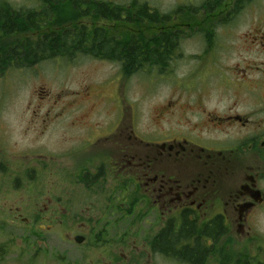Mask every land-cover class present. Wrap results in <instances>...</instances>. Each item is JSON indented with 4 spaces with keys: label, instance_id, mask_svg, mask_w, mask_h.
<instances>
[{
    "label": "flooded vegetation",
    "instance_id": "flooded-vegetation-1",
    "mask_svg": "<svg viewBox=\"0 0 264 264\" xmlns=\"http://www.w3.org/2000/svg\"><path fill=\"white\" fill-rule=\"evenodd\" d=\"M211 1L190 7L203 11L205 18L188 26L221 13L213 23L231 27L235 16L255 0ZM32 2L0 0V30H13L0 35L5 46L0 59L44 58L26 47L53 33L32 39L37 27H55V15L45 21L38 14L57 9L56 0ZM132 8L119 7L113 20L120 22L109 28L130 30L126 22ZM20 27L26 31H16ZM254 29L243 38L246 53L238 55L239 64L219 74L225 85H179L175 98L153 109L156 126L171 125L161 137L146 139L124 85L105 106L92 103L86 108L84 102L95 94L90 89L79 94L80 101H71L72 106H61L75 110V116L66 127L74 133L66 132L59 154L78 157L66 170L79 174L80 188L92 187L89 221L69 222L74 211L66 207V187L61 191L58 184L54 196L55 182L31 186L29 196H19V168L8 164V158L0 160V264L18 259L19 264H44L56 237L74 246L75 256L71 260L72 251H54V264H264V25ZM94 112H105V119L97 121ZM3 138L0 156L15 157ZM23 156L38 161L51 157L45 151ZM46 166L28 168L39 172ZM148 221L159 222L157 231ZM163 237L171 244L163 245ZM19 240L25 247L21 251Z\"/></svg>",
    "mask_w": 264,
    "mask_h": 264
},
{
    "label": "rangeland",
    "instance_id": "rangeland-1",
    "mask_svg": "<svg viewBox=\"0 0 264 264\" xmlns=\"http://www.w3.org/2000/svg\"><path fill=\"white\" fill-rule=\"evenodd\" d=\"M95 1L109 2L115 6H127L136 1L139 10L142 4H147L151 13L156 11L160 16L165 17L161 23L156 24V27L166 26L173 31H179L181 39L178 52L182 57L174 62L168 73L145 72L126 78L119 64L83 56V54H78L79 56L76 55L77 57L73 59L58 57L46 60L35 66H29V68L26 65L12 64L0 71V135L9 143L8 148H12L17 155L5 159L0 156V160L7 161L8 158V164L14 165L13 168H19V172L15 173L18 176L19 186L23 187L20 188L19 196L27 197L32 193L31 186H40L47 182L57 183V189L52 188V195L58 192V184L61 191L66 187V207L74 211L70 223L89 221L93 206L92 187L80 188V185L76 184L81 180L79 174L66 170V166L78 163V157L59 154L65 145L66 132L74 133V131L66 130V127L68 128V123L75 116V110H63L61 106L70 104L74 100L80 101L79 94L85 89H90L95 93L93 98L84 102L86 108L92 103L94 105L101 103L103 106L107 104L112 94L124 85L126 95L136 109L139 127L142 125L141 129L146 130L145 135L149 137L146 139L161 137L169 132L171 125L166 124L163 128L156 126L151 117L153 109L175 98L177 96L175 92L180 91L179 85L202 86L211 83L218 86L225 85L227 81L219 74L222 75L228 68L239 64L238 55L246 53V44L243 40L245 34L255 30V26L264 25V0H255L247 5L232 20L231 27L229 25L218 27L213 23L224 16H220L221 13H214L217 16L214 20H209L199 26L187 25L194 21L200 22L205 18L203 11L189 10L190 7L202 5L208 0ZM32 3L37 5L41 3V0H33ZM66 6L64 3L59 11L62 19L67 18L66 13L70 10L69 6L67 9ZM80 21L87 25L92 23L90 17L82 18ZM63 25L64 23L62 27ZM50 30L44 25L37 27L34 32H39L32 38L33 41H40ZM28 33L31 34V30ZM211 44L213 45L209 46ZM181 90H186V88ZM105 116V112L104 115L95 112L92 115L99 122H102ZM31 151L32 153L45 151L51 157H40V161L35 156L21 157L22 154ZM40 164L47 166L39 172L28 168V166L39 168ZM27 168L29 171H24ZM108 184H111V181ZM84 209L86 210L84 213L78 214ZM148 222L157 223L153 226L155 228L153 232L157 231L160 226L159 222ZM262 226L264 229V223ZM19 233L24 232L19 230ZM18 244V250L25 248L22 240H19ZM50 246L52 256L46 259L44 264L55 263L57 258L54 251H66L67 253L72 251L70 256L71 260H74V246L62 242L57 237L52 240ZM27 262L25 261V264ZM19 263L18 259L16 263L11 264Z\"/></svg>",
    "mask_w": 264,
    "mask_h": 264
},
{
    "label": "trees",
    "instance_id": "trees-1",
    "mask_svg": "<svg viewBox=\"0 0 264 264\" xmlns=\"http://www.w3.org/2000/svg\"><path fill=\"white\" fill-rule=\"evenodd\" d=\"M55 3L57 9H45L38 14L46 16L45 21H48L51 15H55L56 28L52 26L49 28L53 33L45 36L44 41L29 45V48L26 47L27 51L41 54L44 58L42 60L3 58L0 59V70L12 64L32 66L58 57L73 59L76 55L83 54V56L119 64L126 78L145 72L168 73L174 62L182 57L178 52L181 39L179 31H173L166 26L156 27V24L161 23L165 17L160 16L156 11L151 13L147 4H142L139 10L137 2H132L133 8L129 11L130 19L126 22V24L130 23V30L118 27L114 30L109 28L108 24L120 22L118 18H115L116 22L113 19L118 16L121 6L114 8L109 2L95 0H56ZM64 3L70 9L66 13V19H62L59 12ZM208 3L219 4L220 0H212ZM134 16L137 19H133ZM85 17H90L92 20L90 27L78 25L79 21ZM68 23H71L70 28L65 26ZM12 31L11 28L6 27L0 30V35H8ZM16 31L26 30L20 27ZM18 48L21 49V47ZM4 49L5 46L0 44V52H4ZM162 244L170 245L171 242L167 237H163Z\"/></svg>",
    "mask_w": 264,
    "mask_h": 264
},
{
    "label": "water",
    "instance_id": "water-1",
    "mask_svg": "<svg viewBox=\"0 0 264 264\" xmlns=\"http://www.w3.org/2000/svg\"><path fill=\"white\" fill-rule=\"evenodd\" d=\"M76 241H77L78 243H81L82 240L80 239V237H77V238H76Z\"/></svg>",
    "mask_w": 264,
    "mask_h": 264
}]
</instances>
